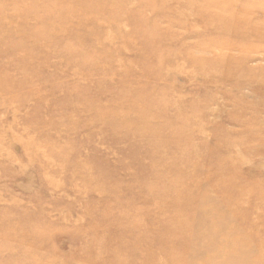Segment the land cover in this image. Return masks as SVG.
Segmentation results:
<instances>
[{"label": "rangeland", "instance_id": "1", "mask_svg": "<svg viewBox=\"0 0 264 264\" xmlns=\"http://www.w3.org/2000/svg\"><path fill=\"white\" fill-rule=\"evenodd\" d=\"M0 264H264V0H0Z\"/></svg>", "mask_w": 264, "mask_h": 264}, {"label": "bare ground", "instance_id": "2", "mask_svg": "<svg viewBox=\"0 0 264 264\" xmlns=\"http://www.w3.org/2000/svg\"><path fill=\"white\" fill-rule=\"evenodd\" d=\"M98 1V0H96ZM134 102V101H133ZM139 106V104L137 105ZM131 109H134V107L132 106ZM145 113V112H144ZM124 115H128V112H126ZM136 132L138 133L139 130H136ZM177 194V195H176ZM175 195L178 196V197H181V191H175ZM172 199L174 200V198H171L170 200L172 201ZM138 237V236H137Z\"/></svg>", "mask_w": 264, "mask_h": 264}]
</instances>
